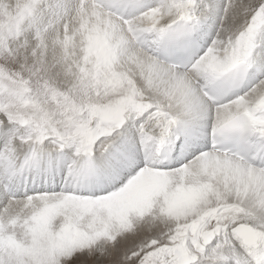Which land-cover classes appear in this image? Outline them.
<instances>
[{
  "label": "snow or ice",
  "instance_id": "1",
  "mask_svg": "<svg viewBox=\"0 0 264 264\" xmlns=\"http://www.w3.org/2000/svg\"><path fill=\"white\" fill-rule=\"evenodd\" d=\"M0 264H264V0H0Z\"/></svg>",
  "mask_w": 264,
  "mask_h": 264
}]
</instances>
